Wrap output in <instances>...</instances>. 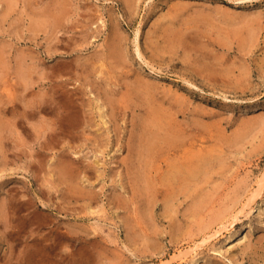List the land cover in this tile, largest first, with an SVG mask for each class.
Instances as JSON below:
<instances>
[{
	"label": "rangeland",
	"instance_id": "obj_1",
	"mask_svg": "<svg viewBox=\"0 0 264 264\" xmlns=\"http://www.w3.org/2000/svg\"><path fill=\"white\" fill-rule=\"evenodd\" d=\"M6 10L0 0V264H264V0ZM155 115L171 157L138 150ZM200 153L211 161L184 187L171 163Z\"/></svg>",
	"mask_w": 264,
	"mask_h": 264
},
{
	"label": "bare ground",
	"instance_id": "obj_2",
	"mask_svg": "<svg viewBox=\"0 0 264 264\" xmlns=\"http://www.w3.org/2000/svg\"><path fill=\"white\" fill-rule=\"evenodd\" d=\"M2 1V0H1ZM13 1L14 0H6V11L8 12V10L9 9H12V6H13ZM15 4H16V0H15ZM51 9H53V10H50L49 9V17H48V20H47V23H48V26L49 27H54V28H56L57 26H59L60 25V23H61V13H62V9L60 8V5L58 4V2H56V4L55 5H53V7H51ZM5 11V12H6ZM12 12V11H11ZM4 13V12H3ZM9 13V12H8ZM4 17H5V15H4ZM100 24H103L104 23V21L103 20H100V22H99ZM115 32V34H113V40H112V42L110 43L111 44V46L108 48V52H110V53H112V52H116L117 51V48H116V45H118L120 42H121V38H120V35H119V33H118V26L116 25V28L114 29L113 28V33ZM121 33V32H120ZM138 40H139V30H137V32L135 33V37H134V41L136 42V48H135V51H136V54H137V56L139 57V59L142 57V54H141V50H140V47H139V42H138ZM134 51V52H135ZM107 54L108 53H106L105 54V56H107ZM135 54V53H134ZM1 56V55H0ZM75 64V63H74ZM2 66V65H1ZM75 66V65H74ZM7 68H8V66H7ZM6 68V69H7ZM22 68V67H21ZM20 68V70L22 71V69ZM25 70V69H24ZM23 72V71H22ZM24 73V72H23ZM23 73L21 74V75H18V76H20V78L21 79H23L22 78V76H23ZM26 75H27V73H26ZM24 77V76H23ZM24 81H26V78H25V80ZM28 84V82L25 84V86ZM64 99L62 98V101H63ZM60 101H58V103H59ZM59 105V104H58ZM65 106L64 107H66V108H68V110L69 109H71L73 106H72V104L70 103V102H66L65 104H64ZM26 107H30L29 105H26ZM61 108L66 112V109L65 108H63L62 106H61ZM98 109H99V111H100V118L102 119V122L104 123V124H106V116H105V114H104V112H103V110H102V106L101 105H99V107H98ZM27 110V109H26ZM64 111H58L59 113H60V115H61V117H58V120L60 121L61 119H63L64 117H66V115H63V113H64ZM156 113V112H155ZM159 114V113H158ZM153 114H151V116H152ZM157 115V114H156ZM156 115L155 116H153L152 118L150 117V120L149 121H146V123H144V127H143V132H142V135L140 136V138H138L139 139V144L140 145H143V147H141V146H139L138 147V150H140V152L142 153V152H144V154H146L147 155V157L148 158H153V157H155L156 156V154L157 153H159L158 155H160V153H162V154H169V156H170V152H172V151H175L176 149V145L172 142V139H171V137H169V133H168V131H167V129H165V127H164V125H163V123L161 122V118L160 119H158L157 117H156ZM149 116V115H148ZM160 116V115H159ZM148 119V118H147ZM163 128V132H164V134H161V132H160V130ZM142 142H143V144H142ZM144 149V150H143ZM155 155V156H154ZM199 155H200V157H199ZM198 155V159L196 158V163H193L192 161L190 162L189 160V162L190 163H187V160H186V162H183L182 164H181V166H176V167H173V165H172V163H171V167H170V169H172L171 171H176V172H174V174H176V175H178V174H180L179 176L181 177V179H179V181L181 180L182 181V183L183 184H181V185H183L184 187L185 186H190V184L192 183V180H191V177L193 176H198L199 174H202V172L205 170L204 169V165L206 164V159L207 158H205L204 159V155L203 156H201V153ZM145 156V155H144ZM171 157V156H170ZM169 157V158H170ZM195 159V158H194ZM209 159V158H208ZM207 159V160H208ZM152 160V159H151ZM184 160V161H185ZM191 160V159H190ZM193 160V159H192ZM210 160V159H209ZM211 161V160H210ZM148 162V161H147ZM208 162V161H207ZM150 163V159H149V162L147 163V165H146V168H150L151 167V163ZM208 164V163H207ZM206 164V165H207ZM170 166V165H169ZM168 166V167H169ZM181 168V169H180ZM178 169H180L179 171H178ZM148 171V170H147ZM170 172V171H169ZM150 173V172H149ZM170 175H171V173H169ZM175 175V176H176ZM147 176V175H146ZM263 176V175H262ZM147 177H149V174H148V176ZM168 177H170V176H168ZM173 178V177H172ZM171 179V178H170ZM172 180V179H171ZM174 180V179H173ZM175 181V180H174ZM261 181H262V179H261ZM179 183V182H178ZM260 186V185H259ZM262 186V185H261ZM257 189H259V187L257 188ZM260 189H261V187H260ZM263 189V188H262ZM256 193V194H255ZM254 193V197H256V196H258L259 195V193L256 191ZM261 194V193H260ZM201 206V205H200ZM202 207V206H201ZM222 228V227H221ZM218 231V230H217ZM214 233H216V232H214ZM213 235V234H212ZM215 235V234H214ZM208 236V235H207ZM211 237V236H210ZM204 238H206V237H204ZM206 239H210L209 237L208 238H206Z\"/></svg>",
	"mask_w": 264,
	"mask_h": 264
}]
</instances>
